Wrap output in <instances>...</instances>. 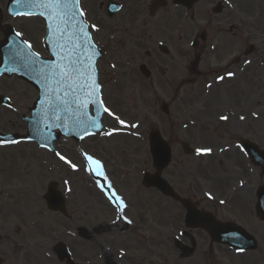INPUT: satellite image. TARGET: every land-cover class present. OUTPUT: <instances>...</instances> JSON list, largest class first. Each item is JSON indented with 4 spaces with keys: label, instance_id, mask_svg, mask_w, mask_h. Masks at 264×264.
<instances>
[{
    "label": "rangeland",
    "instance_id": "1",
    "mask_svg": "<svg viewBox=\"0 0 264 264\" xmlns=\"http://www.w3.org/2000/svg\"><path fill=\"white\" fill-rule=\"evenodd\" d=\"M6 1L0 0L3 12ZM216 1L200 0L184 25L193 36L201 30L206 32L205 45L198 49L204 54L198 66L200 77L186 71L194 52L190 50L191 41L181 40L180 28L173 32L169 45L166 43L172 55H160L152 61L145 56L148 47L142 43L118 48L98 42L104 52L97 62L101 97L115 114L105 113V132L79 142L60 138L53 153L39 149L35 143L0 150V193L10 192L9 197H0V264H264V222L258 221L252 209V196L256 187L264 184V176L237 147L239 139L247 138L264 148V118L256 116L257 102L264 106V1L250 0L235 6L234 13L224 16L230 24L238 21L231 24V29L215 24L223 18L212 15ZM99 2L95 0L96 12ZM18 21L23 39L45 56L42 21L36 17H20ZM236 25L241 30L231 31ZM161 37L157 32L150 40L151 47L158 40L155 38ZM249 44L256 51L244 57L243 51ZM237 56L240 62L235 64ZM141 62L147 63L151 78L145 79L139 73ZM0 93L12 98L11 108L0 106V130L24 133L22 116L28 114L36 91L16 78H2ZM164 103L168 105V114L160 109ZM241 104L244 108L253 104L256 115L252 117L248 109L242 111ZM116 117L125 123L120 124ZM114 129L117 131L113 132ZM152 129L159 130L171 147L172 163L162 175L175 192L198 210L212 213L217 220L243 226L257 239L255 252L237 254L211 242L205 231L186 228L184 209L179 203L141 184L143 172L155 171L148 142ZM109 132L113 134L107 135ZM182 142L194 149L192 155L182 151ZM197 149L211 151L198 155ZM57 152L75 164L82 163V153L94 156L104 165L107 181L101 176L100 187L97 180L88 178L82 165L81 170H70ZM85 179L92 186L98 185L104 196L97 190V194L93 192ZM51 181L57 182L65 196L64 215L45 206L43 195ZM109 182L128 204L123 213L115 200L108 198ZM25 186L26 190L21 191ZM17 195L23 197L21 200H25L32 220L37 223L32 237L40 242L42 257L33 252V246L29 257H25L19 242L12 239V215L3 213L2 204L5 199L15 202ZM227 199L230 203L226 208L223 203ZM114 224L117 225L109 227ZM176 240L190 246L191 252L181 254L175 247ZM60 243L68 248L71 258L57 259L53 247Z\"/></svg>",
    "mask_w": 264,
    "mask_h": 264
},
{
    "label": "water",
    "instance_id": "2",
    "mask_svg": "<svg viewBox=\"0 0 264 264\" xmlns=\"http://www.w3.org/2000/svg\"><path fill=\"white\" fill-rule=\"evenodd\" d=\"M177 1L187 6H190L194 2V0H177ZM9 7L11 13L17 12L18 10H27V8L32 9L37 13H40L43 10L39 7H31L24 3H17L16 0H11ZM77 19L82 21L81 17L79 16L77 17ZM48 23L49 22L46 20L47 25ZM82 24L85 27L83 22ZM78 36H79L78 28L73 27L71 24L68 25L67 33L65 35L64 40H60L58 37H54L52 35L51 30L47 27V34L44 39V43L48 53L53 57V60L40 59L37 62L36 67H43L46 62L50 63V62H56L58 60V57L54 54L57 50L58 43H64L65 40H67L69 47H72L73 43H77V44L82 43V41L76 39V37ZM20 43L21 41L17 37L9 34L7 43L3 44L0 47V52L2 55L1 64H0V75L3 73L7 75L10 73H15L19 77L33 84L39 90L40 98L35 103V106L30 110L31 117L30 118L26 117V121L28 122L27 138L36 140L39 142L40 145H44L49 148H52L53 140L59 137V134L54 133V130L56 129L61 130V133L65 134L66 136H73L75 139L81 138L83 135V130L80 127H77L72 119L65 116L62 122H56L54 120L52 112L49 110V105L45 103L46 100L51 101L53 99V94L46 90V83L48 88H55V84L51 80H48L46 82L45 79H43L41 75L38 74V72L35 71L32 67H26L18 60H14L12 58L14 45H19ZM88 43L92 44L91 40ZM77 51L81 54L82 58L86 56H91L92 59L94 60V63L96 59L101 56V54L97 51L95 47L94 48L88 47L87 43H85V46L83 48L77 49ZM93 107H94L95 115L90 116L88 111V116L96 118L99 123L103 109L100 108L98 112L97 111L98 106H93ZM58 114L63 116V113H58ZM101 129H102L101 125L99 128L88 127V132L89 133L98 132ZM0 138L5 139L7 137L0 136ZM150 142H151V155L153 158V162L157 170L161 171L168 165L170 161L171 158L170 149L167 146V144L160 138V135L157 131H152L150 133ZM246 144H247L246 150L249 153V155L252 157V159L255 160L257 163L263 165L264 167V155H262V153L259 152L255 146L249 143ZM183 148L187 153L190 152L189 148L186 147V145H183ZM143 182L148 187L158 188L165 195L168 196L173 195L171 189L169 188L165 180H163L161 176L157 173L154 175L145 174L143 178ZM54 188H55V184H52L48 189L47 195L45 196L47 199L48 207L51 210H58V209L63 210V198L61 197V195H59V193L55 191ZM262 195L264 198V191H262ZM263 204H264V200L261 199L260 205ZM183 205L187 208L186 224L188 226H198V227L206 228L211 233L215 241H218L220 243H226L239 250L256 248V243L254 239L250 235L246 234L241 228L232 224L223 225L219 223H213L208 215H200L194 210L192 206L189 205V203L183 201ZM258 213L262 218H264L263 207H258ZM182 250L184 252L188 251V249L184 246L182 247ZM56 251L59 257H62L61 253L63 252V247L59 246Z\"/></svg>",
    "mask_w": 264,
    "mask_h": 264
},
{
    "label": "snow or ice",
    "instance_id": "3",
    "mask_svg": "<svg viewBox=\"0 0 264 264\" xmlns=\"http://www.w3.org/2000/svg\"><path fill=\"white\" fill-rule=\"evenodd\" d=\"M16 2L43 9L39 15L49 22L47 27L51 30L52 35L60 40H64L69 24L78 28L79 36L76 39H79L82 43H73L72 47L68 46L67 40L64 43H58L57 50L54 53L58 57L56 62H46L43 67H36L37 62L40 60V54L31 51L32 45L28 41H21L19 45H14L12 58L18 60L26 67H32L46 82L51 80L55 84V88H48L46 83V90L53 94V99L51 101L46 100L45 103L49 105V110L52 112L56 122H62L66 116L83 130L81 138L91 135L88 132V127L99 128L100 124L96 118L88 116L90 104L98 106V112L102 108L103 112L109 116H115V114L104 105L100 96V85L97 81V69L94 60L91 56L82 58L77 51V49L83 48L85 43H87L88 47L94 48V45L88 43L90 36L82 21L77 19L78 16H84L83 11L79 10L80 0H16ZM91 27L96 28L95 25ZM96 30L98 31L99 29L96 28ZM16 35L20 37L22 33H17ZM226 75L233 76L234 74L227 73ZM218 79L223 80L224 77H218ZM58 113H63V116ZM116 119L120 124L125 123V121L119 120V117H116ZM221 119H227V117H221ZM115 131L117 130L114 129L113 132ZM113 132H109L107 135L110 136ZM8 142L0 141V144ZM11 142L18 143V141ZM210 151L211 149H197V154H206ZM56 155L73 170H78L77 164L67 157L58 152ZM82 155L86 162L85 170L92 172L96 176H102L107 181L102 162L87 153ZM99 186L103 187V185ZM107 187L111 193L109 198L115 200L119 211L123 213L127 206L125 201L112 190L110 182ZM123 218L127 219L126 217ZM128 223H131V221L129 220Z\"/></svg>",
    "mask_w": 264,
    "mask_h": 264
},
{
    "label": "flooded vegetation",
    "instance_id": "4",
    "mask_svg": "<svg viewBox=\"0 0 264 264\" xmlns=\"http://www.w3.org/2000/svg\"><path fill=\"white\" fill-rule=\"evenodd\" d=\"M108 0L100 2V8L104 7ZM120 5V10L115 15L107 16L108 24L106 30L102 28L101 21L93 23L95 16L93 15L91 8L88 4L87 17L91 24H95L96 35L104 40L106 45H129L132 42H139L142 32H158L159 28L165 30H174L176 21H180V18L176 19L171 11H165L162 14V9H157L154 13L149 12V4L151 0H115ZM166 2V1H165ZM167 6V3H166ZM165 6V7H166ZM173 6V5H172ZM163 7V8H165ZM174 7V6H173ZM178 8V11H182L183 8ZM157 15H162L158 21H153ZM93 21V22H92ZM95 28V29H96ZM173 37V35L171 36ZM148 38H151L150 34ZM150 56V53H147ZM4 231V230H2Z\"/></svg>",
    "mask_w": 264,
    "mask_h": 264
},
{
    "label": "bare ground",
    "instance_id": "5",
    "mask_svg": "<svg viewBox=\"0 0 264 264\" xmlns=\"http://www.w3.org/2000/svg\"><path fill=\"white\" fill-rule=\"evenodd\" d=\"M257 105L259 107V110L257 111V115L264 118V106H262V104L260 102H257ZM81 165H82V167H84L86 169V162L84 160V157H83ZM81 165H80V167H81ZM80 167H79V170H81ZM87 173L89 174L88 178L93 177L98 181V176L94 175L92 172H89V171H87ZM84 182L87 186H92L91 183L87 179H85ZM80 186L83 187L82 184H80ZM26 187L27 186L22 188L21 191L26 190ZM91 190L93 192H96V194L98 193L97 192L98 190L96 189L95 186H92ZM98 194L100 195V193H98ZM22 198L23 197H21L19 195L15 196L14 199L16 201L17 206H14L12 209H9V208L4 209V213L6 215H8V214L13 215L12 220H11V223L14 225L13 240L15 242H19L18 247L22 251V253L25 257H27V258L29 257V255H30L29 249L32 248V246L35 248L33 250V252L37 251L39 256L42 257V250H41L40 242L37 239H35L34 237H32L33 232L36 231L35 229H36L37 223H35L34 219L32 220L31 211L24 204V202L21 201ZM116 225L114 224V226H109V225L108 226L109 227H115ZM106 229H107V226H106ZM99 259H100V257H99ZM103 263H105L104 257H103ZM32 264H36V263H32Z\"/></svg>",
    "mask_w": 264,
    "mask_h": 264
}]
</instances>
